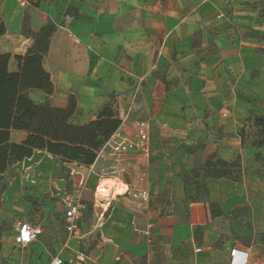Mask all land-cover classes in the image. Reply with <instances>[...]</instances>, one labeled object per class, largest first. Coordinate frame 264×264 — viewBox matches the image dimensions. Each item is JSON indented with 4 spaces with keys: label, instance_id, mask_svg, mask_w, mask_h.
I'll list each match as a JSON object with an SVG mask.
<instances>
[{
    "label": "crops",
    "instance_id": "0c3cea01",
    "mask_svg": "<svg viewBox=\"0 0 264 264\" xmlns=\"http://www.w3.org/2000/svg\"><path fill=\"white\" fill-rule=\"evenodd\" d=\"M0 20L12 73L32 34L54 23L43 61L54 93L31 91L33 101L72 103L75 124L111 103L125 137L138 121L151 127L149 155L113 156L105 146L93 165L67 164L63 177L60 159L36 150L9 168L0 264H120L118 255L132 264H230L235 248L264 264V147L253 146L254 122L264 118V0H46L38 8L0 0ZM239 158L242 181L209 178L207 193L206 163ZM78 188L83 210L72 236L63 215ZM20 223L43 234L18 248Z\"/></svg>",
    "mask_w": 264,
    "mask_h": 264
},
{
    "label": "trees",
    "instance_id": "16d2710c",
    "mask_svg": "<svg viewBox=\"0 0 264 264\" xmlns=\"http://www.w3.org/2000/svg\"><path fill=\"white\" fill-rule=\"evenodd\" d=\"M26 1L38 8L46 0ZM72 12L73 9L70 7L67 15H71ZM74 18L77 19L78 16L75 15ZM54 28V23L50 21L32 34L33 46L25 56L16 57L19 67L17 73L9 71L11 56L0 54V191L8 187L5 173L9 168L31 158L36 150L45 151L59 158L63 177L68 170L67 164L76 163L86 167L93 165L104 145L122 125V120L111 103L102 108L96 120L75 124L73 119L79 113L72 103L62 109L53 107L50 102L37 103L29 97L31 91H41L47 96L54 93L51 76L43 66ZM6 32V26L0 20V37ZM262 51L264 52V49ZM254 125L258 129L259 137L253 146L263 148L264 118H257ZM14 132H24L27 137L23 142H17L13 138ZM203 170L205 176L201 186L207 193L209 191L206 188V180L209 178L242 181L240 158L235 162L223 159L209 160ZM193 174L195 177L200 175L198 170H194ZM215 207L216 204H210L213 217L221 215V212H216ZM1 252L0 241V255Z\"/></svg>",
    "mask_w": 264,
    "mask_h": 264
},
{
    "label": "built area",
    "instance_id": "2783aa9c",
    "mask_svg": "<svg viewBox=\"0 0 264 264\" xmlns=\"http://www.w3.org/2000/svg\"><path fill=\"white\" fill-rule=\"evenodd\" d=\"M20 5H26V0H16ZM151 127L147 121H138L136 124V135L134 137H125L121 133L114 135L105 145L109 146L113 156L142 154L149 155L151 150ZM103 147V148H104ZM140 197L143 201H149L146 193H141ZM82 191L81 188L76 189L69 197L67 209L63 215V224L67 232L74 236L81 221ZM43 234V229L40 226H32L28 223H20L14 236L16 247L23 248L37 241ZM117 263L132 264L124 255L116 257ZM53 264H64L60 259H55ZM230 264H250L249 255L239 249L231 251Z\"/></svg>",
    "mask_w": 264,
    "mask_h": 264
},
{
    "label": "rangeland",
    "instance_id": "374dc122",
    "mask_svg": "<svg viewBox=\"0 0 264 264\" xmlns=\"http://www.w3.org/2000/svg\"><path fill=\"white\" fill-rule=\"evenodd\" d=\"M247 132L249 133L248 136H249V139H250L251 131L248 130ZM257 170L259 172H263L264 173V161L260 162V166L257 168ZM247 214H248V210H243V212L241 213V216L243 218H245L247 216ZM10 226H12V224H10Z\"/></svg>",
    "mask_w": 264,
    "mask_h": 264
}]
</instances>
